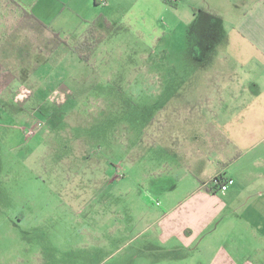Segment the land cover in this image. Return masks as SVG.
Returning <instances> with one entry per match:
<instances>
[{
	"label": "rangeland",
	"instance_id": "obj_1",
	"mask_svg": "<svg viewBox=\"0 0 264 264\" xmlns=\"http://www.w3.org/2000/svg\"><path fill=\"white\" fill-rule=\"evenodd\" d=\"M22 16L0 0V84L23 85L11 97L14 86H0V264H140L145 229L191 186L206 136L159 103L223 86L211 72L218 59L190 56L222 44L179 39L168 54L115 29L50 71L41 66L56 50L52 33L18 29Z\"/></svg>",
	"mask_w": 264,
	"mask_h": 264
},
{
	"label": "crops",
	"instance_id": "obj_2",
	"mask_svg": "<svg viewBox=\"0 0 264 264\" xmlns=\"http://www.w3.org/2000/svg\"><path fill=\"white\" fill-rule=\"evenodd\" d=\"M18 1L70 45L81 42L91 25L97 41L116 29L168 54L179 39L205 42L213 50L222 44L220 52L197 49L190 56L198 52L204 64L210 60L207 65L218 59L211 72L223 86L207 81L201 98L159 103L160 110L171 109L165 113L173 122L198 123L206 136H200L203 147L193 150L197 169L191 186L145 229L140 264H264V0ZM70 51L60 44L41 67L52 71ZM178 54L189 57L188 50ZM3 66L0 61V77ZM10 85L13 92L4 96L23 89L15 82L0 84L2 92ZM206 167L213 172L202 181ZM218 173L230 183L213 193L207 186Z\"/></svg>",
	"mask_w": 264,
	"mask_h": 264
},
{
	"label": "trees",
	"instance_id": "obj_3",
	"mask_svg": "<svg viewBox=\"0 0 264 264\" xmlns=\"http://www.w3.org/2000/svg\"><path fill=\"white\" fill-rule=\"evenodd\" d=\"M9 1H11L16 7H18L20 10L23 11L22 18L19 19L17 22L18 29L27 27L28 25L27 22L30 23L31 25H37V26H41L44 29H48L46 24H44L41 20H39L32 12L30 11L28 12L18 0H9ZM166 1L173 5L174 4L176 5V2H174L175 0H166ZM105 23H107L106 20H105ZM93 30H94V25H91V27L89 28L87 32V35L83 38V40L74 45L68 44L60 36L58 32H53L52 36L56 41L53 47L57 48L60 44L64 43V44H67L80 57H83L84 53H87V54L91 53V51H94L97 46L96 35L93 32ZM207 189L208 191L213 192V193L217 192L218 190V188L215 185H213L211 182L208 184Z\"/></svg>",
	"mask_w": 264,
	"mask_h": 264
},
{
	"label": "built area",
	"instance_id": "obj_4",
	"mask_svg": "<svg viewBox=\"0 0 264 264\" xmlns=\"http://www.w3.org/2000/svg\"><path fill=\"white\" fill-rule=\"evenodd\" d=\"M104 1V0H103ZM213 185H215L218 190L225 191L228 188V185L230 183V179L227 178L223 173H218L215 175L211 181ZM159 204V202H158Z\"/></svg>",
	"mask_w": 264,
	"mask_h": 264
}]
</instances>
